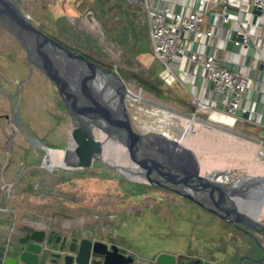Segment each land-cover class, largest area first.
Listing matches in <instances>:
<instances>
[{"label":"water","instance_id":"water-1","mask_svg":"<svg viewBox=\"0 0 264 264\" xmlns=\"http://www.w3.org/2000/svg\"><path fill=\"white\" fill-rule=\"evenodd\" d=\"M259 13L251 5L242 16L254 23ZM256 160L257 171L230 181L218 179L224 169L202 173L194 151L165 136V99L67 47L15 0H0V204L73 225L98 211L164 203L165 188L264 240V206L255 214L245 206L264 200V159Z\"/></svg>","mask_w":264,"mask_h":264},{"label":"rangeland","instance_id":"rangeland-1","mask_svg":"<svg viewBox=\"0 0 264 264\" xmlns=\"http://www.w3.org/2000/svg\"><path fill=\"white\" fill-rule=\"evenodd\" d=\"M15 1L35 25L67 46L86 53L100 65L120 68L126 76L132 73L151 81L164 78L170 89V94L165 92L167 97H163L165 136L173 139L184 136L186 121L192 118L196 109L190 98L192 93L186 87H191L192 84L188 82L185 86L177 73L172 75L163 71L162 62L153 54L149 19L142 3L135 1L137 5H132L130 0ZM200 28L205 29L201 24ZM191 48L198 49V44L193 42ZM127 81L145 89L135 78ZM145 90L155 94L151 90ZM211 93L207 89L205 95L210 97ZM193 123L192 132L198 139L192 144H183L196 154L202 173L224 169L221 176L224 175L225 178L226 175L225 180L230 181L246 171L254 172L260 168V164L255 161L256 158L264 159V154L259 153L264 148L259 134L264 136V131L243 128V123L233 117L224 114L210 115L207 109L196 112ZM240 162L243 164L240 165ZM166 198L169 203H160L158 198L141 210L98 211V216L90 214L87 223L79 225H90L93 222L95 227L97 222L102 226L112 221L118 222L126 234L125 238L137 239L136 248L138 244H159L164 248L172 247L180 252L216 260L219 264H224L227 257L240 253H261L256 240L245 231L181 195L171 192ZM149 206L160 209V220L151 215ZM63 222L71 224V220ZM176 235H180V238L173 239ZM243 260V264L262 262L247 258Z\"/></svg>","mask_w":264,"mask_h":264},{"label":"flooded vegetation","instance_id":"flooded-vegetation-1","mask_svg":"<svg viewBox=\"0 0 264 264\" xmlns=\"http://www.w3.org/2000/svg\"><path fill=\"white\" fill-rule=\"evenodd\" d=\"M171 192L164 190L165 204L169 203L166 195ZM159 202H162V197ZM148 209L154 218L160 220L159 208L149 206ZM92 223L71 225L61 222L54 225V220L46 221L37 215H27L9 204H1L0 264H203L206 260L214 263L211 259L180 252L172 247L164 248L159 244L148 246L142 243L136 248L137 239L125 238L126 234L118 222L112 221L105 226L97 222L95 227ZM236 227L253 237L261 248L259 254L240 253V264H243L244 258L259 261L263 254L264 240ZM174 237L178 239L180 235ZM23 252L26 262L21 259ZM162 255L164 259L159 260Z\"/></svg>","mask_w":264,"mask_h":264},{"label":"built area","instance_id":"built-area-1","mask_svg":"<svg viewBox=\"0 0 264 264\" xmlns=\"http://www.w3.org/2000/svg\"><path fill=\"white\" fill-rule=\"evenodd\" d=\"M142 2L146 6L149 19V35L152 41L153 54L162 62L166 72L172 75L176 73L172 62L177 57H185L194 63H198L203 70L202 76L206 83V89L212 92L206 100L219 104L221 107L219 113L231 117H238L237 110L245 111L243 100L245 92L249 89L250 78L242 73L238 63L229 67L220 63L212 48L208 51L191 48L193 42L201 46L205 38L214 35L213 30L200 28L207 12L205 6L207 1L196 0L199 7L188 11L175 9L168 3L161 6H151L148 4V0ZM251 5L260 8L258 14L261 16L260 22H257L256 18L255 22L252 23L251 16L246 20L243 18V13ZM223 10L224 13L231 12L227 11L226 5H223ZM239 12H241V16H238L237 19L224 14L225 20L231 18L240 24L236 28L237 30H234L230 35L233 45L235 48L257 45L251 37L248 27L250 24H254L258 28L261 37L257 38V42L264 36V0H240L237 10L233 13L238 14ZM234 32L235 35L232 36ZM191 93V98L196 105V109L192 113L193 119L197 111L207 109L211 105L207 101L205 102L201 92L191 91ZM259 153L263 155L264 148Z\"/></svg>","mask_w":264,"mask_h":264},{"label":"crops","instance_id":"crops-1","mask_svg":"<svg viewBox=\"0 0 264 264\" xmlns=\"http://www.w3.org/2000/svg\"><path fill=\"white\" fill-rule=\"evenodd\" d=\"M78 1V0H74ZM135 1H140L143 4V0H130L132 5H137ZM207 12L202 23L205 29H211L214 31L212 37L205 38L204 43L198 45L200 51H208L210 48L215 51V55L219 58L220 63L234 66L238 63V67L244 75L250 78L249 89L245 92L243 107L248 111V117L241 115V111L238 113V117H233L235 120L243 123V128L257 129L264 131V68L259 69L258 65L260 61L264 63V36L257 42V38L261 37L260 32L256 25L250 24L248 31L251 37L256 41L255 44L246 48L245 54L242 53V48H235L230 35L240 25L238 21H233L231 18L226 19L224 17L223 5L227 6V11L233 13L237 10V6L240 0H206ZM165 3L171 4L175 9L182 11H188L190 9L198 8L196 0H148V4L151 6H161ZM146 9L145 4H143ZM258 15V14H257ZM108 16V14H107ZM106 18V16L104 17ZM257 22L261 21V16H257ZM235 35L232 34V36ZM175 72L181 78L184 83H191V87H187L188 91L201 92L205 102L208 98L205 93L206 83L202 76V67L198 63H194L185 57H177L172 62ZM163 71L166 70L163 68ZM167 73V72H166ZM211 107L207 108L210 115H218L221 107L219 104L207 101ZM217 110V111H216ZM198 112V111H197ZM215 120V119H213ZM218 121V120H215ZM219 122V121H218ZM231 129L230 127H228ZM238 131V130H237ZM240 132V131H239ZM242 133V132H241ZM260 142L264 144V136L259 134ZM263 210H260L261 218H264ZM212 260V259H211ZM240 260V259H239ZM261 264H264V257L260 258ZM259 260V261H260ZM214 263L219 264L216 260H212ZM253 261V260H251ZM257 261V260H256ZM238 255L229 256L226 258L224 264H237ZM244 263V260L242 261ZM249 264V263H248ZM254 264V263H250Z\"/></svg>","mask_w":264,"mask_h":264},{"label":"trees","instance_id":"trees-1","mask_svg":"<svg viewBox=\"0 0 264 264\" xmlns=\"http://www.w3.org/2000/svg\"><path fill=\"white\" fill-rule=\"evenodd\" d=\"M59 40V39H58ZM60 41V40H59ZM62 43V42H61ZM64 44V43H63ZM66 45V44H64ZM67 46V45H66ZM69 47V46H67ZM71 48V47H69ZM83 53V52H82ZM85 56H87L88 58H90L86 53H83ZM91 59V58H90ZM104 66H106L108 69L115 71L116 73H118L121 78L126 79V80H130L132 78L136 79V82L143 86L145 89L151 90L153 91L156 95L160 96V97H167L168 94H170V89L168 88L169 86L166 84V81L164 80V78L160 77L157 78L156 81H151L148 79L143 78L142 76H135L134 74L130 73L127 76L124 75L123 70H121L120 68L117 67H113L111 65H107L104 64ZM127 77V78H126ZM166 92V94H165ZM179 96V95H178ZM181 98V97H180ZM191 98V97H190ZM183 100V98H182ZM185 102H187L186 100H184ZM187 104H189L187 102ZM192 105V104H191Z\"/></svg>","mask_w":264,"mask_h":264},{"label":"bare ground","instance_id":"bare-ground-1","mask_svg":"<svg viewBox=\"0 0 264 264\" xmlns=\"http://www.w3.org/2000/svg\"><path fill=\"white\" fill-rule=\"evenodd\" d=\"M193 126H194V123H193V119L192 118L186 121L184 136L179 138L181 143L192 144L193 142H196V140L198 138H195V134H193V132H192L193 131ZM199 139L201 141L203 140L201 138H199ZM225 178H226V175H225ZM225 178H224V175L223 176H218L219 180H225ZM245 206L248 207L249 209H251L253 214H255L256 212H258L262 208V206H264V200H262V201H251Z\"/></svg>","mask_w":264,"mask_h":264}]
</instances>
